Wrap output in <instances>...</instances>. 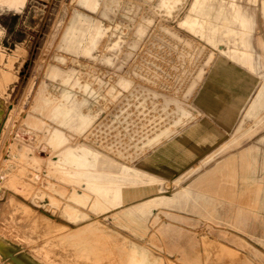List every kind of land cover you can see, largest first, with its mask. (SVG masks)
<instances>
[{"label": "rangeland", "instance_id": "374dc122", "mask_svg": "<svg viewBox=\"0 0 264 264\" xmlns=\"http://www.w3.org/2000/svg\"><path fill=\"white\" fill-rule=\"evenodd\" d=\"M20 1L0 0V239L7 248L30 264H126L136 249L157 264H264V106L252 108L264 96L261 0H207L200 10L213 18L220 4L241 7L253 70L231 57V40L212 44L181 23L186 13L199 14L193 0H170L168 8L163 0ZM77 16L101 26L94 45L66 44ZM219 63L253 86L230 122L219 117L218 152L208 145L180 173L168 165L176 176L141 164L181 126L211 114L198 97ZM65 101L69 120L61 121L53 114ZM78 114L88 123L80 125ZM52 131L64 136L59 145ZM77 145L94 150L89 159L100 171L63 170L75 167L62 158L64 148ZM89 176L126 183L141 176L143 184L100 208ZM181 187L189 195L173 200ZM73 207L82 212L77 219L64 211ZM122 214L145 227L137 233ZM8 258L0 253V264Z\"/></svg>", "mask_w": 264, "mask_h": 264}, {"label": "bare ground", "instance_id": "6f19581e", "mask_svg": "<svg viewBox=\"0 0 264 264\" xmlns=\"http://www.w3.org/2000/svg\"><path fill=\"white\" fill-rule=\"evenodd\" d=\"M21 1L20 3H22ZM82 1L84 4L90 7L96 5V2H97V0H82ZM170 4H171L170 0H163L164 7L168 8L170 7ZM207 4H208L207 0H193L191 9H195V11H198L199 14H196L195 12H188L184 15V18L183 20H181V23L184 24L190 30L194 32H198L202 37H205V39L212 44H214L217 41L218 36L227 40V42L231 40L232 43L235 44V48L232 51L231 57L239 61L240 63L248 66L249 69H252V66H251L252 57H251L249 43H248V35L250 32V28H249L248 20L246 19L245 14L242 12L241 7L237 3H234V2H229L227 4L226 3L220 4L221 7L219 9H223V10L220 12H217V14L214 15L213 18H210L209 16L203 14L202 11H200L202 7L207 6ZM223 5H225V8H223ZM261 9H262L261 10L262 14L264 15V0H261ZM101 32H102V29L98 22L86 21L85 19H82L81 16H77L73 20H71L69 25L66 27L65 32H64V40L66 44L71 48L79 46L80 43L83 41H84V45L89 47V46L94 45L97 42L98 37L101 34ZM237 75L238 74L236 73V71L232 69L230 65L228 67L224 63L217 64L216 67L212 70L211 74L206 79L203 92L198 97V102L203 106V108L207 112L209 113L216 112V114L220 118H223V120L226 123L230 122L232 118H234L233 116H235V114L237 113L236 111H239L238 108L248 97L250 90H251V86H253L252 85L253 81L250 78H248L247 81L244 83V86H242L240 84L241 79ZM225 95L226 96L230 95V96L226 97ZM50 99L51 98L48 95L43 96V101L45 102L49 101ZM261 104L262 106H264L263 94L257 97L256 101L252 105V108L253 107L257 108ZM3 108L4 106H0V120L4 114ZM67 108H68V104L66 103V101L56 103L55 112L53 115L56 118H59V119L61 118V121L69 120V114L67 113L68 110L66 111ZM59 113L61 114V117L59 116ZM82 115L83 114H78L79 118L82 119V120L78 119L79 121L82 122L80 123V125L81 124L84 125L88 123L87 116H82ZM80 125H78V127ZM206 135L208 134L206 133ZM50 137H51V140H55L54 142H56L55 144L57 145H59L62 141H64V136L61 133H59V131H52V133H50ZM191 147L195 148L194 146H191ZM75 150L81 151L82 153L79 154ZM63 151L64 153L62 155V158L64 159V161L69 160V162H71L75 166L73 168L71 167L67 168L66 166L62 165L63 170H69L70 173L73 172V174H77V175H83L84 173L92 172V171H100V169H97L96 167L95 168L92 167L96 163L94 164L95 161L89 159V155L91 154L92 157L96 159V153L94 152V150L90 149L89 147L85 145H77L75 148L65 147ZM20 154H21V157H24L23 159L25 160V158L27 157L26 154H22V152ZM30 160L35 164V161H37L38 158H36L33 155L31 156ZM145 165L149 169H152V170L154 169L152 155L145 160ZM163 168L161 166V169ZM168 170L169 169H166V168L165 170L163 169L164 172H168L169 174H171L170 170L169 171ZM101 171L105 172V174L108 176H110V174L112 175L113 173V171L106 170V169L101 170ZM120 175H124V173ZM135 178L141 181L139 182L136 180V181H130L129 183L117 182L113 179L99 181L96 177L89 176V177H85V182H86V187L91 188L96 192L97 198L94 201V205L100 206V208H107L110 205H117L123 200L125 201L126 196H130L128 194H130L131 186L137 187L138 185L143 184L142 182L143 179L141 176H135ZM149 181L153 182V179ZM175 193H177V191H175ZM178 193L179 195L173 198V200H178L180 198H184L189 195L188 189L182 188V187H181L180 192ZM85 199H86L85 195H82L81 198H79V201L82 202ZM138 210L144 213L142 208ZM64 211L72 214L73 217H75V219L79 217V214L81 212L74 207L71 209L70 212L67 210H64ZM119 218L122 219V221L124 222L126 226L132 228L137 233L145 227V224H143L140 220L135 219L130 215L122 214L121 216H119ZM36 220H39V218ZM46 220L48 221V218ZM132 247H136V246H132ZM5 248H7V244L5 243V241L0 239V253H8L7 249ZM11 258H12V261L17 262L16 258H13V257ZM151 260H152L151 257L132 256L126 259V264H152ZM17 263L23 264L22 261L17 262ZM7 264H12V262L9 261Z\"/></svg>", "mask_w": 264, "mask_h": 264}, {"label": "crops", "instance_id": "0c3cea01", "mask_svg": "<svg viewBox=\"0 0 264 264\" xmlns=\"http://www.w3.org/2000/svg\"><path fill=\"white\" fill-rule=\"evenodd\" d=\"M204 114L207 115L206 118L210 117L213 119L198 118L194 122H192V123H190L184 127L181 126V128H179V130H177L176 133L169 138L168 142H164L161 144V146H160L161 149H159L158 151H156L152 155L153 156V168L154 169H156V168L161 169V166H162V168L165 167L166 169H168L172 165H175V167L177 168L176 169L177 171L178 170L182 171L185 167H189V165H191V161L193 163H195V161L200 160L204 154H207L209 152L208 150H206L208 145H212V144L216 145L215 150L218 152V150H219L218 145H220L224 141L219 136L218 129H219V127H222V130H223L224 129L223 128L224 123L220 124L218 122L219 116L216 114V112H213L211 114H208V113H204ZM209 115H211V116H209ZM213 120H215L217 122H214ZM221 120H223V118H221ZM211 121L214 123H212ZM222 130H221V132H222ZM206 133L208 135H206ZM211 136H212V138H211ZM192 143H194V144H192ZM199 143H200V145H199ZM191 146H194L195 148H193ZM196 146L197 147L199 146V147L197 148ZM157 148H159V147H157ZM215 150H213V151H215ZM189 151H191V152H189ZM213 151H211V152H213ZM189 155H190V157H189ZM183 160H188L189 162H186V164H185ZM141 164L145 165V160ZM168 165L170 167H167ZM165 168H163V169L165 170ZM144 169L146 171L154 174V175H156V173H158L155 171H150L146 168H144ZM177 171H175V174L172 173L173 176H176ZM5 249H7V251H8L7 256H9L8 259H9V261L12 262V264H18L17 262H20V261H22L23 264H30V263H28L27 260H24L21 257H19L17 254L12 253L8 248H5ZM133 251H135V248ZM136 251H137V253H136L137 257H144V256L145 257H151L152 258V260H151L152 264L159 263L157 258L156 259L154 258L155 256H152L149 252H147L148 251L147 249H145V250L144 249L143 250L136 249ZM11 257L16 258L17 262L12 261Z\"/></svg>", "mask_w": 264, "mask_h": 264}]
</instances>
